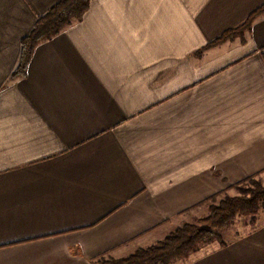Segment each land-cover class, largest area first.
I'll return each mask as SVG.
<instances>
[{
  "label": "crops",
  "instance_id": "1",
  "mask_svg": "<svg viewBox=\"0 0 264 264\" xmlns=\"http://www.w3.org/2000/svg\"><path fill=\"white\" fill-rule=\"evenodd\" d=\"M60 0H0V264H100L264 184V0H91L35 48ZM196 218L195 220H198ZM172 264H264V227Z\"/></svg>",
  "mask_w": 264,
  "mask_h": 264
},
{
  "label": "trees",
  "instance_id": "2",
  "mask_svg": "<svg viewBox=\"0 0 264 264\" xmlns=\"http://www.w3.org/2000/svg\"><path fill=\"white\" fill-rule=\"evenodd\" d=\"M91 0H60L45 15L38 18L30 34L21 42V53L14 78L26 75L28 65L38 44L52 39L68 27L81 22L89 9ZM264 15V5L254 11L238 27L230 29L199 50L218 46L227 41L241 38L250 31L256 19ZM242 185H247L241 188ZM241 191L239 196H225L218 203L216 197L208 201L210 214L195 223H185L175 229L164 240L147 248L138 249L132 255L112 260L110 264H172L177 259H185L205 245L218 242L225 246L221 232L234 224L240 215L252 216L251 224L256 223V215L264 209V185L253 177L236 184Z\"/></svg>",
  "mask_w": 264,
  "mask_h": 264
},
{
  "label": "rangeland",
  "instance_id": "3",
  "mask_svg": "<svg viewBox=\"0 0 264 264\" xmlns=\"http://www.w3.org/2000/svg\"><path fill=\"white\" fill-rule=\"evenodd\" d=\"M263 184V182H261ZM264 185V184H263ZM247 185H242L241 188H245ZM231 197L239 196L241 195V191L236 188L232 193L229 194ZM222 198H216L215 203H218ZM213 204V202L209 203V206ZM196 216L190 215V220L195 223L199 219L207 217L210 214V208L208 206L202 207L196 211ZM196 218H199L198 220H195ZM252 216H245L240 215L235 220L234 224L231 225L228 229L221 232V236L225 242L228 241V239H231L235 236L243 235L252 230L255 227H264V209H262L257 215H256V223L251 224ZM123 259V258H121ZM112 260H119V259H112L110 257H105L100 261V264H110L112 263Z\"/></svg>",
  "mask_w": 264,
  "mask_h": 264
}]
</instances>
